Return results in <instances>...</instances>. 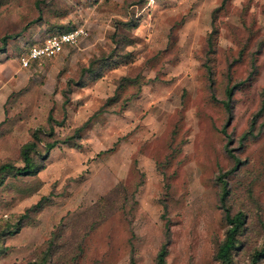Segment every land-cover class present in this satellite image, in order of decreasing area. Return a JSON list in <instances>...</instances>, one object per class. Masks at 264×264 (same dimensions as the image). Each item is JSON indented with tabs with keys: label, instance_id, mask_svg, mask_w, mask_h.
I'll list each match as a JSON object with an SVG mask.
<instances>
[{
	"label": "rangeland",
	"instance_id": "obj_1",
	"mask_svg": "<svg viewBox=\"0 0 264 264\" xmlns=\"http://www.w3.org/2000/svg\"><path fill=\"white\" fill-rule=\"evenodd\" d=\"M31 21L0 56V166L21 167L40 129L42 170L0 186V264L49 243L48 264H155L167 240V264H220L224 183L246 217L232 263L249 264L264 244V0H0V40ZM74 26L76 45L20 69L21 45ZM86 122L46 153L50 128L67 140Z\"/></svg>",
	"mask_w": 264,
	"mask_h": 264
},
{
	"label": "trees",
	"instance_id": "obj_2",
	"mask_svg": "<svg viewBox=\"0 0 264 264\" xmlns=\"http://www.w3.org/2000/svg\"><path fill=\"white\" fill-rule=\"evenodd\" d=\"M37 21H31L28 23L25 27H23L21 32L15 33V34H5L1 38V44H0V53H3L9 42L15 38H18L21 36L22 32H24L31 24L36 23ZM112 60V57H109L107 59H104V66H108L110 61ZM103 68V70L105 69ZM99 69H95L93 66V69L88 73L85 74L86 77H91L93 74L95 75V72ZM100 71V70H99ZM228 79L230 80V73H228ZM244 81L236 82L233 85H231L229 88L226 89V101L223 102L225 109L227 110L229 116H231V105H232V96L234 94V91L238 89ZM48 123H54V120L49 114L48 116ZM61 123H55L58 126L62 125ZM88 122H86L82 127H79L75 129L74 135H72L67 140H61L54 136L53 127L50 128L48 133L49 140L45 143V151L46 153H50L57 145L67 143L70 140L79 138V133L83 130L85 125H87ZM41 134L42 131L40 129L34 131L31 135V140L27 143H25L21 150H20V162L22 163L21 167H16L13 164L4 163L0 166V186L3 184L4 180L6 178H9V176H31L37 174L40 170H42V166L38 164L37 160L35 159V156L39 154V143L41 142ZM44 134V133H43ZM245 138V135L242 136L241 140ZM235 165L232 167L229 171L224 173L225 176L232 174L238 166L240 165V160L233 156ZM228 196V189H227V183H224L223 187V193L220 197V208L222 210V213L224 215V219L227 223V230L225 232L223 240L220 242V244L217 247L216 251V259L219 261L220 264H233L232 263V254L235 250L237 244H238V238L241 234L242 228L244 227L246 217L242 212H236L234 214H231L229 209L226 206ZM13 231H7V235H12ZM168 236V232L166 233ZM167 242L168 240L163 243L155 257V264H167L166 263V256H167ZM52 246L49 243L47 248H45L35 259L29 261L27 264H48L50 257L52 256ZM264 258V244L260 250L255 251L251 257L249 264H259L261 259ZM129 264H135L134 259L131 258Z\"/></svg>",
	"mask_w": 264,
	"mask_h": 264
},
{
	"label": "built area",
	"instance_id": "obj_3",
	"mask_svg": "<svg viewBox=\"0 0 264 264\" xmlns=\"http://www.w3.org/2000/svg\"><path fill=\"white\" fill-rule=\"evenodd\" d=\"M84 36H86V31L82 26H74L65 31L52 33L40 44L24 48L18 55V63L22 69H28L36 62L55 58L66 47L76 45Z\"/></svg>",
	"mask_w": 264,
	"mask_h": 264
},
{
	"label": "crops",
	"instance_id": "obj_4",
	"mask_svg": "<svg viewBox=\"0 0 264 264\" xmlns=\"http://www.w3.org/2000/svg\"><path fill=\"white\" fill-rule=\"evenodd\" d=\"M29 38H30V36L28 35V36H24L22 39H24V40H25V39L30 40ZM22 39H20V40L18 41L16 47H18V46L20 47V45H21L22 43H19V42H22ZM34 40H35V39H34ZM42 40H43V39H42ZM42 40H39V39H38V41L35 40L34 42H31V44L28 43V44H26V45H25V44L21 45V48H20L19 53H20L24 48H27L28 46L40 44V43L42 42ZM15 44H16V43L14 42L13 45L15 46ZM26 46H27V47H26ZM19 53H18V54H19ZM2 54H5V53H0V56H1ZM17 64L19 65V63H18V59H17ZM19 67H20V65H19ZM20 69H22V68L20 67Z\"/></svg>",
	"mask_w": 264,
	"mask_h": 264
}]
</instances>
